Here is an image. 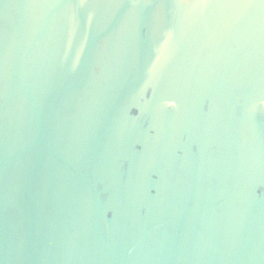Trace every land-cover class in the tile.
<instances>
[{
  "label": "water",
  "instance_id": "1",
  "mask_svg": "<svg viewBox=\"0 0 264 264\" xmlns=\"http://www.w3.org/2000/svg\"><path fill=\"white\" fill-rule=\"evenodd\" d=\"M0 264H264V0H0Z\"/></svg>",
  "mask_w": 264,
  "mask_h": 264
}]
</instances>
